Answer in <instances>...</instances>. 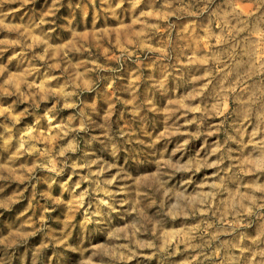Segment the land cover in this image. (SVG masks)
Returning a JSON list of instances; mask_svg holds the SVG:
<instances>
[{"label": "rangeland", "instance_id": "rangeland-1", "mask_svg": "<svg viewBox=\"0 0 264 264\" xmlns=\"http://www.w3.org/2000/svg\"><path fill=\"white\" fill-rule=\"evenodd\" d=\"M0 264H264V0H0Z\"/></svg>", "mask_w": 264, "mask_h": 264}]
</instances>
